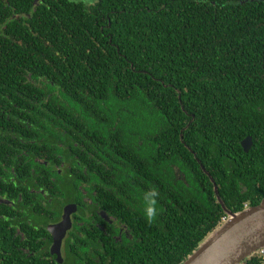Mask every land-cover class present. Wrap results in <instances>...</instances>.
<instances>
[{
  "label": "trees",
  "instance_id": "16d2710c",
  "mask_svg": "<svg viewBox=\"0 0 264 264\" xmlns=\"http://www.w3.org/2000/svg\"><path fill=\"white\" fill-rule=\"evenodd\" d=\"M215 186L264 199V0H0V264H61L42 224L85 199L117 227L62 264H181L229 218Z\"/></svg>",
  "mask_w": 264,
  "mask_h": 264
},
{
  "label": "water",
  "instance_id": "95a60500",
  "mask_svg": "<svg viewBox=\"0 0 264 264\" xmlns=\"http://www.w3.org/2000/svg\"><path fill=\"white\" fill-rule=\"evenodd\" d=\"M252 144L251 137L242 142L246 153ZM215 193L229 218L212 231L181 264H242L245 260L259 256L260 250L264 248V199L257 206L234 213L224 207L216 186ZM75 207L67 206L61 223L48 229L54 235L51 254L59 263H62V240L72 227L71 215Z\"/></svg>",
  "mask_w": 264,
  "mask_h": 264
},
{
  "label": "flooded vegetation",
  "instance_id": "af4514ba",
  "mask_svg": "<svg viewBox=\"0 0 264 264\" xmlns=\"http://www.w3.org/2000/svg\"><path fill=\"white\" fill-rule=\"evenodd\" d=\"M66 168H68V165L64 164V168L62 170H59V174H62V172L66 171ZM42 194H44V191H42ZM6 197H9L8 195H6ZM51 202V200H50ZM0 204H6V205H13V202L11 203L9 200H2L0 199ZM83 204L84 206H81V204L79 203H75V202H69V203H65L63 208H62V213H61V216L58 218V220L56 221H48L47 224H42V226H45V229L51 239V245H50V254H51V248L54 244V235L52 232H50L48 229L50 227H54V226H57L59 223H61L62 221V217H63V214H64V209L69 206V205H75L76 207L74 208L73 210V213L71 215V220H72V227L71 229L67 232L66 236L64 237V239L62 240V244H61V255H62V263L64 262V259H65V247L67 245V242L70 241V239H72L73 237L71 236V233L72 232H76L75 231V226L76 224H79V226H82V225H86L89 229H93V228H99L101 230L104 229L105 225L106 224H109V225H114L115 227H117L115 221L113 218H111L106 212L104 211H97L96 212V216L92 213V209H90L88 207L89 204H91V201L90 199H85L83 201ZM44 206H46V204L44 203ZM84 218V221H79V218L82 216ZM102 220L103 222H105L106 224H102L100 223L99 219ZM122 233V229H121V232L120 234ZM51 257L52 259L55 261V262H58L55 257H53V255L51 254ZM59 263V262H58ZM61 263V264H62Z\"/></svg>",
  "mask_w": 264,
  "mask_h": 264
},
{
  "label": "clouds",
  "instance_id": "9594fccd",
  "mask_svg": "<svg viewBox=\"0 0 264 264\" xmlns=\"http://www.w3.org/2000/svg\"><path fill=\"white\" fill-rule=\"evenodd\" d=\"M159 195L158 191L150 189L144 196V200L146 202L145 206V216L147 218L148 223H152L156 218V197Z\"/></svg>",
  "mask_w": 264,
  "mask_h": 264
},
{
  "label": "rangeland",
  "instance_id": "374dc122",
  "mask_svg": "<svg viewBox=\"0 0 264 264\" xmlns=\"http://www.w3.org/2000/svg\"><path fill=\"white\" fill-rule=\"evenodd\" d=\"M74 4H83L86 7L93 6L97 3V0H70Z\"/></svg>",
  "mask_w": 264,
  "mask_h": 264
},
{
  "label": "built area",
  "instance_id": "2783aa9c",
  "mask_svg": "<svg viewBox=\"0 0 264 264\" xmlns=\"http://www.w3.org/2000/svg\"><path fill=\"white\" fill-rule=\"evenodd\" d=\"M227 220H228V218L225 217V218L222 219V222H226ZM259 256H260V257H264V248L260 250V252H259Z\"/></svg>",
  "mask_w": 264,
  "mask_h": 264
}]
</instances>
